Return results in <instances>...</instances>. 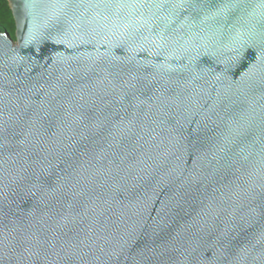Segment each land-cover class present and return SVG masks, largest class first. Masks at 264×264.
<instances>
[{
  "label": "water",
  "instance_id": "1",
  "mask_svg": "<svg viewBox=\"0 0 264 264\" xmlns=\"http://www.w3.org/2000/svg\"><path fill=\"white\" fill-rule=\"evenodd\" d=\"M0 264H264V0H8Z\"/></svg>",
  "mask_w": 264,
  "mask_h": 264
},
{
  "label": "trees",
  "instance_id": "2",
  "mask_svg": "<svg viewBox=\"0 0 264 264\" xmlns=\"http://www.w3.org/2000/svg\"><path fill=\"white\" fill-rule=\"evenodd\" d=\"M0 32L16 40V23L8 0H0Z\"/></svg>",
  "mask_w": 264,
  "mask_h": 264
}]
</instances>
